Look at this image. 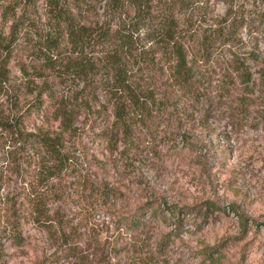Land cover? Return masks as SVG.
Listing matches in <instances>:
<instances>
[{
    "label": "trees",
    "instance_id": "1",
    "mask_svg": "<svg viewBox=\"0 0 264 264\" xmlns=\"http://www.w3.org/2000/svg\"><path fill=\"white\" fill-rule=\"evenodd\" d=\"M208 2L0 0V237L19 243L29 221L67 242L81 211L75 193L91 177L70 176L85 155L82 133L129 154L133 124L196 98L212 83L207 66L222 69L218 91L232 77L249 85L236 53L212 59L234 36L227 15L205 23Z\"/></svg>",
    "mask_w": 264,
    "mask_h": 264
},
{
    "label": "rangeland",
    "instance_id": "2",
    "mask_svg": "<svg viewBox=\"0 0 264 264\" xmlns=\"http://www.w3.org/2000/svg\"><path fill=\"white\" fill-rule=\"evenodd\" d=\"M224 15L234 46L217 44L212 59L236 53L249 85L232 77L218 91L222 69L207 66L196 98L133 124L129 154L82 133L70 176L91 177L67 242L23 221L19 243L0 237V264H264V0H209L205 23Z\"/></svg>",
    "mask_w": 264,
    "mask_h": 264
}]
</instances>
